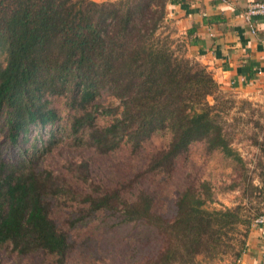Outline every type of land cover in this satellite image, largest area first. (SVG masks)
<instances>
[{
  "label": "trees",
  "instance_id": "16d2710c",
  "mask_svg": "<svg viewBox=\"0 0 264 264\" xmlns=\"http://www.w3.org/2000/svg\"><path fill=\"white\" fill-rule=\"evenodd\" d=\"M179 1L0 0V245L68 264L73 241L54 213L70 201L79 211L73 222L89 224L110 212V226L142 228L129 242L118 235L109 244L121 258L111 264L240 257L252 221L264 214V195L258 207L209 208L208 181L197 186L192 178L168 218L155 210L154 192L142 187L130 198L119 188L79 191L65 175L35 166L34 152L24 146L36 127L59 133L53 103L59 99L70 111L66 133L73 146L138 153L161 137L163 145L145 161L146 175L173 172L177 157L199 141L210 153L240 160L224 128L229 106L219 83L163 31L166 5ZM12 147L17 155L5 158L3 150ZM72 171L91 185L86 162ZM149 241L157 247L146 253Z\"/></svg>",
  "mask_w": 264,
  "mask_h": 264
},
{
  "label": "rangeland",
  "instance_id": "374dc122",
  "mask_svg": "<svg viewBox=\"0 0 264 264\" xmlns=\"http://www.w3.org/2000/svg\"><path fill=\"white\" fill-rule=\"evenodd\" d=\"M170 25H165L164 32L169 33L174 43H181L172 36ZM175 45V44H174ZM186 52V51H185ZM221 99L229 106L224 117V128L230 147L240 160L222 157L216 152L210 153L201 141L192 143L175 160L173 172H154L146 175L147 157L163 145L161 137H152L138 153H131L121 148L108 154H102L92 147H76L71 143L68 128L69 110L61 100H54L61 119L60 130L56 133L49 126L36 127L27 134L24 143L28 153L34 152L36 165L40 168L65 175L67 181L79 191H88L93 186L99 189L119 188L132 198L133 193L145 188L155 193V210L164 217L171 218L175 213V201L178 193L195 178V184L206 179L210 186L211 198L207 200L209 208L232 207L238 203L262 206L264 195V91L251 94L220 87ZM2 136L0 132V137ZM4 157H15L18 148L3 150ZM86 162L90 172V183L76 178L73 167ZM34 167V166H33ZM250 201V202H248ZM68 201L65 206L56 209L54 217L60 229L64 230L73 241L68 264H111L121 261L110 248L118 235L122 239L134 237L142 229L133 224L111 225L114 218L111 213H103L89 224L73 222L79 216ZM71 205V206H70ZM100 225V227H98ZM251 226H253V221ZM239 237L241 235L238 234ZM244 238L246 237L243 235ZM128 241V240H127ZM129 242V241H128ZM133 245V242L131 243ZM129 245L128 247H130ZM121 248L113 247L117 252ZM157 243L147 242L146 253L154 251ZM114 258H111V257ZM53 257L43 251L18 254L9 244L0 245V264H53ZM233 256L222 259H202L197 264H233Z\"/></svg>",
  "mask_w": 264,
  "mask_h": 264
},
{
  "label": "crops",
  "instance_id": "0c3cea01",
  "mask_svg": "<svg viewBox=\"0 0 264 264\" xmlns=\"http://www.w3.org/2000/svg\"><path fill=\"white\" fill-rule=\"evenodd\" d=\"M251 1L257 0L168 3L164 25H170L186 56L204 65L220 87L256 94L264 91V17L253 19L252 33L243 16ZM233 264H264V227L250 228L244 250Z\"/></svg>",
  "mask_w": 264,
  "mask_h": 264
},
{
  "label": "built area",
  "instance_id": "2783aa9c",
  "mask_svg": "<svg viewBox=\"0 0 264 264\" xmlns=\"http://www.w3.org/2000/svg\"><path fill=\"white\" fill-rule=\"evenodd\" d=\"M245 22L252 33L256 32L254 18L256 16L264 17V0L251 1L247 4L243 12ZM253 226L264 227V214L259 215L253 220Z\"/></svg>",
  "mask_w": 264,
  "mask_h": 264
}]
</instances>
